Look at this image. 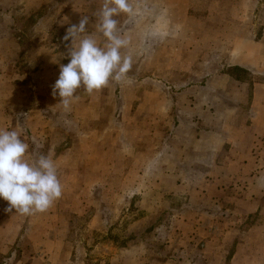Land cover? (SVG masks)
<instances>
[{
    "label": "crops",
    "instance_id": "0c3cea01",
    "mask_svg": "<svg viewBox=\"0 0 264 264\" xmlns=\"http://www.w3.org/2000/svg\"><path fill=\"white\" fill-rule=\"evenodd\" d=\"M64 1L44 0L41 6L50 8L56 2V6L65 7L61 17L48 21L49 30H46L50 34L56 24L60 25L57 36L61 37V44H36V35L18 29V39L36 45L39 53L45 50L43 54L48 58L39 72L49 73L51 86L58 79L60 65L69 62L67 46L71 40L63 39L67 28L78 25L82 16H86L89 23L80 38L92 35L101 46L105 39L96 31L95 17L103 0H69L67 5ZM199 1L129 0L133 13L115 17L118 35L128 41L121 54L132 57V68L122 81L110 80L106 86L114 87L115 91L111 97L114 109L106 116L105 124L98 128L92 126L105 117L101 104L97 112L83 116L92 124L81 128L79 133L82 164L69 165L67 175L71 177L67 181L71 184L62 195L73 194L72 183L85 182V176L97 170L98 179L106 183L104 191L114 181L115 186L110 190H114L115 198L151 199L155 205L152 214L157 209V200L161 206L159 214L175 212L177 235L182 236L178 238V246H197L198 240L189 241L199 234L211 235L202 242L203 251L183 252L186 255L182 264H253V260L250 262L253 252L250 256L245 254L246 248L253 251L251 241H257L255 249L260 256L256 263L264 264L261 230L264 224V82L246 76L255 67L263 48L251 50L254 47L243 33L246 30L240 17L245 10L239 13L240 18L232 11L237 0ZM16 3V15L33 17L32 24L37 25L40 17L33 12L35 8L28 7L34 1L17 0ZM241 6L249 9L248 0H243ZM14 7L6 8V18L11 21L4 22L7 27L16 25V18L9 14ZM260 43L259 39L253 41L256 45ZM57 44L60 45L57 50L51 48ZM45 47L54 50L53 54ZM217 48H224L223 56L229 58L222 68L208 60ZM32 52L23 53V64L29 62L26 56ZM56 55L60 59H55ZM205 69H212L211 74H204ZM145 91L147 95L141 100ZM82 190L88 191L86 187ZM169 200H177L178 207L170 206ZM56 211H51L53 214L49 216H57ZM4 212L7 214L4 220L15 231L11 238L16 242L23 228L17 223V216L13 218L18 213L14 209L11 213L5 209ZM54 219L57 224V218ZM166 225L158 226L166 231ZM251 230L258 231L256 240L252 239ZM187 231L194 233L191 239H187ZM1 238L5 236L0 233L5 247L14 243L10 238L7 242ZM50 242L51 249L56 250L57 239ZM136 242H127L110 259L104 257V260L137 264V257L128 256L135 251ZM168 247L174 248V245L169 242ZM222 247L225 249L220 253ZM53 258L58 261V255ZM185 258L190 261H184Z\"/></svg>",
    "mask_w": 264,
    "mask_h": 264
},
{
    "label": "rangeland",
    "instance_id": "374dc122",
    "mask_svg": "<svg viewBox=\"0 0 264 264\" xmlns=\"http://www.w3.org/2000/svg\"><path fill=\"white\" fill-rule=\"evenodd\" d=\"M29 1H34V5L28 7L35 8L33 12L38 18L40 17L35 26L32 24L33 17L16 15L17 0H0V35H5L0 37V128L19 132L21 139L29 145L25 156L29 161L40 155L51 158L57 167V175L63 190H67L71 184L67 181L68 177H71L67 175L69 165L75 167V164H82L78 152L82 140L80 130L92 124L87 123L89 119L83 116L94 114L97 112L98 104H101L105 117H101L96 121L99 123H93L92 126L98 128L105 124L106 116L114 109V105H111V97L114 95L115 88L104 87L91 95L81 88L77 92L78 98L72 101L69 110L65 111L58 104L60 98L58 96L53 98L52 86L48 83L49 73L43 70L39 72L40 67L46 64L45 58H48L47 54H43L45 50L39 53L36 45L34 47L33 43L29 45L23 39H18L20 33L18 29L22 28L27 34L36 35V44L47 45L51 42L61 44V37L57 36L61 32L60 25L56 24L50 34H46V30H49L48 21L52 22L53 19L61 17L65 7L56 6L54 2L50 8H42L44 0ZM65 1L64 5H67L69 0ZM200 1V3L204 2V0ZM242 2L243 0H237V6L235 5L232 11L235 17H238L239 13L245 10L240 17L242 16V28L246 30L243 33L249 37L247 41H250L251 46L254 47L251 50L257 51L258 48H263L255 67L247 71L246 76L253 81L264 82V32L262 31L264 0H248L249 9L243 8ZM10 5H15L14 9L9 10L10 16L16 18V25L13 27L5 25L11 22L9 18H6L8 15L6 8ZM18 20L19 23H17ZM62 20L64 22V19ZM258 39L262 43L253 44V41ZM59 47L60 45L57 44L56 47L51 48L57 50ZM43 49L53 54L54 50L46 47ZM27 50L33 52L30 55L27 54L26 58L29 62L23 64L22 56ZM224 54V48H217L208 60L215 61L218 68H222L226 60H229L223 56ZM60 57L56 55L55 59ZM28 66L31 67L30 70ZM147 71L150 72V65ZM211 71L212 69L203 70L204 74H211ZM147 89L149 88L146 87V91ZM116 90L118 92L119 88ZM140 91H144L143 88ZM146 91L141 95V100L144 99V95H147ZM96 171H91L85 176V182L81 180L73 182L71 189L74 190L73 194L63 193L62 198L55 201L46 212L30 216L20 214L13 216V218L17 216V223L23 226L16 242L11 238L15 231L11 224L4 220L7 215L4 209L8 207V202L0 199V228H2L0 233L5 236L1 240L6 239L7 242V238H10L9 241L14 242L5 247L3 241H0V264H14L17 260V264H114L108 260L105 261L104 257L110 259L118 248L125 247L129 241H137L135 251L128 255L132 259L134 256L137 257V264H182L183 255H186L183 252L203 251L202 242L210 239L209 233V236L199 234L189 241L196 243L198 240L197 246H178V238L182 236L177 235L175 212L159 214L158 210L161 206L157 200V209L152 214L151 210L155 205H152L151 199L115 198L114 190H110L115 186L114 181L109 185V190L104 191L103 187L106 183L103 179H98ZM82 187H86L88 191H83ZM169 203L170 206L178 207L177 200H169ZM55 210H57V216H49L53 214L51 211ZM54 217L57 218V224ZM163 222L168 224L166 231L159 229L158 225L165 224ZM261 230L264 232V224ZM251 232H254L251 235L252 239L256 240L259 237L258 231L251 230ZM179 233L181 234V231ZM187 235V239H191L194 233L187 231ZM54 239L58 241L56 250L50 247V241ZM169 242L174 245V248L168 247ZM256 242L251 241L253 251L246 248L245 254L250 256L253 252L254 256L250 257V262L253 260V264H263L256 263L260 256L255 249ZM224 249V247L220 248V253H223ZM55 255H58V261L53 258ZM168 256L170 259L167 258ZM184 261L190 260L185 258Z\"/></svg>",
    "mask_w": 264,
    "mask_h": 264
},
{
    "label": "clouds",
    "instance_id": "9594fccd",
    "mask_svg": "<svg viewBox=\"0 0 264 264\" xmlns=\"http://www.w3.org/2000/svg\"><path fill=\"white\" fill-rule=\"evenodd\" d=\"M121 13L131 15L129 0H103L95 13L96 31L102 35V46L92 36H84L89 18L82 16L79 24L66 30L64 41L71 40L69 62L60 65L58 79L52 86V96L60 98L65 111L69 110L79 89L91 95L106 87L110 80L122 81L132 68V57L121 54L128 41L118 35ZM78 41V42H77ZM29 145L19 132L0 128V199L8 202L6 212L34 215L46 212L63 192L54 161L45 155L29 161L25 158Z\"/></svg>",
    "mask_w": 264,
    "mask_h": 264
}]
</instances>
